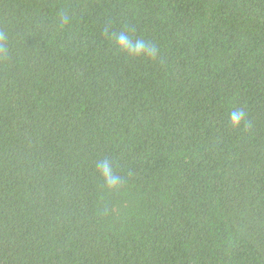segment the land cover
<instances>
[{
  "label": "trees",
  "instance_id": "1",
  "mask_svg": "<svg viewBox=\"0 0 264 264\" xmlns=\"http://www.w3.org/2000/svg\"><path fill=\"white\" fill-rule=\"evenodd\" d=\"M0 49V264H264V0H0Z\"/></svg>",
  "mask_w": 264,
  "mask_h": 264
},
{
  "label": "clouds",
  "instance_id": "2",
  "mask_svg": "<svg viewBox=\"0 0 264 264\" xmlns=\"http://www.w3.org/2000/svg\"><path fill=\"white\" fill-rule=\"evenodd\" d=\"M60 16V24L63 27L65 24L69 23V15L64 12ZM116 46L127 54L133 56H145V57H155L157 54V49L155 46L149 45L144 39H137L134 42L130 40L129 35L121 31L115 34ZM2 51V49H0ZM230 120L233 126L239 125L241 122L246 121V116L243 111H233L230 114ZM97 171L99 172L101 178L104 182V187L109 190H118L121 184V177L116 175L112 167L108 162H101L97 165Z\"/></svg>",
  "mask_w": 264,
  "mask_h": 264
}]
</instances>
